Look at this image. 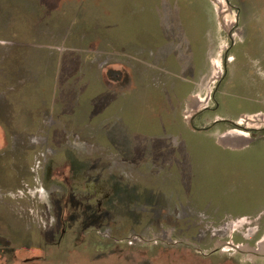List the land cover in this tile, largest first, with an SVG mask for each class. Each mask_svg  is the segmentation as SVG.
I'll return each mask as SVG.
<instances>
[{
    "label": "rangeland",
    "instance_id": "obj_1",
    "mask_svg": "<svg viewBox=\"0 0 264 264\" xmlns=\"http://www.w3.org/2000/svg\"><path fill=\"white\" fill-rule=\"evenodd\" d=\"M191 19L204 69L165 133L183 80L152 53ZM204 108L237 125L198 133ZM263 169L264 0H0V264H264V210L214 187Z\"/></svg>",
    "mask_w": 264,
    "mask_h": 264
},
{
    "label": "trees",
    "instance_id": "obj_2",
    "mask_svg": "<svg viewBox=\"0 0 264 264\" xmlns=\"http://www.w3.org/2000/svg\"><path fill=\"white\" fill-rule=\"evenodd\" d=\"M183 22L184 26L178 25L176 28L162 26V35L167 34V37L164 41L161 39L160 45H157L158 50H160L158 53L168 56L165 58L167 61L162 64L173 68L174 72H171L174 73L176 78L183 80L180 84L184 83V80L189 82L199 77L205 64V60L201 57L203 51L201 27L197 25L196 19L195 21L191 19L188 22L183 20ZM260 173V182L259 180L255 182L256 180L254 181L251 175H247L249 181L247 185L232 187L235 188L233 190H226L228 202H232L233 198H236V200L238 198L237 201H239L240 198L241 202H239L242 209L245 207L254 209L255 206H251L252 201H254V205L257 203L261 206L264 203V169ZM232 204L234 205L233 202Z\"/></svg>",
    "mask_w": 264,
    "mask_h": 264
},
{
    "label": "flooded vegetation",
    "instance_id": "obj_3",
    "mask_svg": "<svg viewBox=\"0 0 264 264\" xmlns=\"http://www.w3.org/2000/svg\"><path fill=\"white\" fill-rule=\"evenodd\" d=\"M160 50H156V52H157V56H156V54L154 55L153 53H152V55H153V60L154 61H156V63H159V64H162V63H165L166 61H167V59H165V58H167L168 56H164V55H162L161 53H158ZM111 74H113L112 73V71H111ZM114 76H115V74H114ZM128 79H130V76H128ZM123 80H125V77H123ZM225 80H226V76L224 77V79L223 80H221L220 81V83L218 84V86H217V88H216V92H215V95L219 92V90L222 88V86L224 85V82H225ZM186 83H187V81L185 82L184 81V83H182V84H180V85H178L176 88H173L172 89V91H169V95H170V97H169V99H170V101L171 102H173L171 105H172V114L170 115V117L168 118H166V120L164 121V120H162L161 118H162V116H160V119H161V121H164V122H162L161 124H160V122L161 121H159L158 122V124L156 123V124H153V126H157V127H159V126H163L164 128H165V133H167V131L169 130L168 128H169V126H174V127H179V118H178V116L176 115L177 114V112H178V110H179V104H180V102H182V99H184V97H185V94H186V92H185V88H186ZM162 94H165V93H162ZM166 95H167V93H166ZM168 97V96H167ZM173 97H174V99L175 100H173ZM220 103H218L217 104V110L220 108ZM221 109V108H220ZM212 111H211V109L210 108H204L203 110H201V111H199L198 113H196V114H194L193 115V118H194V127L197 129L196 131L198 132V133H205V132H209V131H211L213 128H215L216 126H220V125H222V124H232V125H237V124H235L234 122H232V121H230V120H227V119H225V121H223V120H216L215 122H214V125H211L210 127H208V128H203V129H201V128H197V126L195 125V123H197V121L198 120H202V118H206V115L207 114H209V113H211ZM167 121V122H166ZM172 121V122H171ZM223 122V123H222ZM160 124V125H159ZM151 125V124H150ZM252 131H254V130H252ZM164 135H162V137H163ZM217 145V144H216ZM215 144H214V146L217 148V150H216V154L217 155H220V154H223V153H232V154H235V153H240V152H246V150L244 149H242V150H239V149H237V148H230V149H224V148H222V147H220V146H216ZM218 147H219V149H218ZM251 146H249L248 148H247V150L250 148ZM225 177V176H224ZM210 179V178H209ZM210 182V181H209ZM215 183H216V185H214V187H215V192H217V190H218V194H217V196H221V195H225L226 193H225V191L226 190H224L223 189V187H222V185H223V181H220V180H216V181H214ZM211 183V182H210ZM227 186V188L229 189V190H233V189H235V188H229V186H228V184L226 185ZM225 188V187H224ZM220 189H223V190H220ZM221 191H223V194L221 193ZM100 191L98 190V192H97V194L98 195H100ZM95 195V194H94ZM95 197H96V195H95ZM216 197V196H215ZM214 197V198H215ZM214 198H212V197H210V201H209V204H208V206H212V205H214V206H216L217 208H220L221 209V203L219 202L221 199H214ZM218 198V197H217ZM100 205V209H101V204H99ZM65 233H66V230L64 229L63 230V232H62V234H61V237H60V242H61V239H63V237H64V235H65ZM2 243V242H1ZM1 249H0V254L1 253H9V254H16L17 253V251H16V249L15 248H5L4 246H2V247H0ZM29 261L30 260H27L26 262L27 263H29ZM31 263V262H30Z\"/></svg>",
    "mask_w": 264,
    "mask_h": 264
},
{
    "label": "crops",
    "instance_id": "obj_4",
    "mask_svg": "<svg viewBox=\"0 0 264 264\" xmlns=\"http://www.w3.org/2000/svg\"><path fill=\"white\" fill-rule=\"evenodd\" d=\"M191 13H192V12H191ZM203 30H204V28H203ZM203 30H201V33H202ZM203 39H204V31H203V33H202V40H201V41H202V45H203V49H202L203 51H202L201 57H203V59L205 60L204 57H205V55H206V52H205V45H204V41H203ZM248 112L250 113V111H247V113H248ZM231 117H234V115H228V117H226V118H231ZM224 119H225V118H224ZM251 206H252V207L255 206L254 208H257V210H258V209H260L261 211L264 210V203L260 206V205L257 204V203L254 205V201H252V205H251ZM261 208H262L263 210H262Z\"/></svg>",
    "mask_w": 264,
    "mask_h": 264
},
{
    "label": "water",
    "instance_id": "obj_5",
    "mask_svg": "<svg viewBox=\"0 0 264 264\" xmlns=\"http://www.w3.org/2000/svg\"><path fill=\"white\" fill-rule=\"evenodd\" d=\"M190 124H191L192 128H194L195 130H197V129L194 127V118H193V117H192V119H191ZM250 253H252L253 255H257L258 257H259V256H262L261 253L256 252V251H251ZM258 253H259V254H258Z\"/></svg>",
    "mask_w": 264,
    "mask_h": 264
},
{
    "label": "bare ground",
    "instance_id": "obj_6",
    "mask_svg": "<svg viewBox=\"0 0 264 264\" xmlns=\"http://www.w3.org/2000/svg\"><path fill=\"white\" fill-rule=\"evenodd\" d=\"M235 141V140H234ZM236 142V141H235Z\"/></svg>",
    "mask_w": 264,
    "mask_h": 264
}]
</instances>
